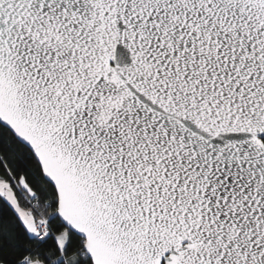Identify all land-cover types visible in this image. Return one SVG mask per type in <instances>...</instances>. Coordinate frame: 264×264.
Masks as SVG:
<instances>
[{"label": "snow or ice", "instance_id": "snow-or-ice-1", "mask_svg": "<svg viewBox=\"0 0 264 264\" xmlns=\"http://www.w3.org/2000/svg\"><path fill=\"white\" fill-rule=\"evenodd\" d=\"M0 264H264V0H0Z\"/></svg>", "mask_w": 264, "mask_h": 264}]
</instances>
